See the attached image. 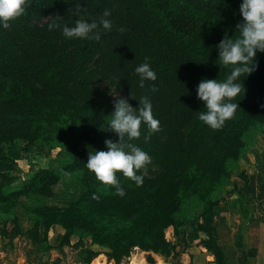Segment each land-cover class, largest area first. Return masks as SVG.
Returning a JSON list of instances; mask_svg holds the SVG:
<instances>
[{
  "label": "trees",
  "instance_id": "16d2710c",
  "mask_svg": "<svg viewBox=\"0 0 264 264\" xmlns=\"http://www.w3.org/2000/svg\"><path fill=\"white\" fill-rule=\"evenodd\" d=\"M241 2L30 0L9 28L0 27V154L5 152L1 147L5 141L32 142L41 137L42 127L34 117L46 112L54 115L53 119L62 114L80 119L82 135L94 138L98 150H107L105 140L119 139L115 132L102 127L114 111L116 97L102 91L97 80L111 78L127 91L128 102L134 108L142 96L150 95L154 117L159 120L158 131L150 132L142 124L141 136L130 141L161 162L162 170L157 176L146 175L143 168L139 173L143 183L138 186L130 180L131 188L124 183L128 177L117 173L125 195L119 198L90 191L86 209L38 208L37 218L26 231L33 242L41 241L42 228L46 240L50 229L60 225L65 229L63 243L69 244L77 231L84 230L93 236V244L108 249L106 255L116 263L129 257L135 247L164 253L177 250L167 229L176 225L183 180L186 186L203 194L224 183L230 178L228 162H237L243 154L247 132L264 124V52L259 51L251 62L255 63L253 70L241 75L244 89L235 98L239 107L234 116L217 129L198 119V112L203 110V102L196 96L198 83L204 78L223 80L231 69L219 61L216 45L225 33L233 38L238 35ZM79 5L84 8L80 18L89 21L99 20L105 9L111 12L113 28L103 33L100 41L66 39L60 28L48 29L53 17L60 25H74ZM120 27L125 31H119ZM146 58L157 79L146 81L140 88L134 68ZM152 84L158 89L154 93L150 91ZM145 136L149 139L145 140ZM64 147L67 158L62 171L91 172L85 167L89 150L70 139L64 140ZM41 152L51 154L45 149ZM0 161L17 165L9 154L0 155ZM191 168L196 173L189 176ZM13 177L10 171H0V187ZM61 177V171L52 166L40 168L27 187L51 195ZM7 200L0 190V202ZM148 201L150 208L128 226H116L108 218L113 212L132 216L139 211L136 206L143 207ZM215 214L211 209L210 216L205 215L204 221L190 230L205 232L202 244L215 256L216 264H226ZM18 222L14 217V237L23 232ZM183 241L188 244L186 233ZM186 245L181 252L186 251ZM88 253L91 260L99 251L89 249ZM148 260L155 262L152 255Z\"/></svg>",
  "mask_w": 264,
  "mask_h": 264
},
{
  "label": "rangeland",
  "instance_id": "374dc122",
  "mask_svg": "<svg viewBox=\"0 0 264 264\" xmlns=\"http://www.w3.org/2000/svg\"><path fill=\"white\" fill-rule=\"evenodd\" d=\"M97 85L102 91L112 96L117 93L129 101L127 91L114 84L111 78L97 80ZM110 114L104 120L103 128L111 118ZM53 117L54 115H50L49 112H46L43 116L35 115L34 121H38L43 132L42 136L35 138L34 141H29V143L28 141L16 139L5 141L1 145L5 151L2 155H7L8 152L15 153L16 161L18 159L19 162L17 163L16 173H13L14 177L11 180H6L4 185L0 187L1 192L8 196L7 201L0 202V264H184L182 261L184 252H181V250L185 248L186 244L183 241V236L187 230L202 223L205 215L209 217L211 209L216 213L213 219L218 228L221 243L227 242V245H233V237L238 234L234 228H242L243 225L242 230L245 233L247 229L250 231L247 227V221L243 220L239 224V220L234 215L235 196H243L242 193H239L240 186L235 182L241 168L238 167L235 161H229L230 178L207 194H203L202 191L197 192L191 186H186L183 180L182 204L175 215L176 225L167 229V236L173 245H177V250L174 248L170 252L164 253L146 251L140 247H135L129 257L121 263H116L115 260L106 255L108 249L100 244H93V236L84 230L77 231L72 236L69 244L63 243L65 229L60 225H55L50 229L46 240L42 228L41 241L33 242L26 231L33 225V218H37L36 210L38 208L76 206L86 209L89 206L90 191L121 198L116 193L115 188H111L96 177H92L94 174L91 172L61 170L63 160L67 158L64 152L66 149L64 140L77 141L81 148L87 149L89 152L98 149L94 147L96 143L94 138L82 135L80 119L75 120L70 114H62L58 119H53ZM43 149L50 151V156L46 155L45 152H41ZM9 155L13 156V154ZM50 166L61 171L62 174L61 180L52 187V194L43 195L34 189H29L27 186H29L30 178L40 168ZM161 170V162L151 159L150 163L144 168V173L154 177ZM194 173L196 172L191 168L187 175L192 176ZM124 183L133 188L129 178H125ZM25 189H27L26 192ZM211 202H216L213 208L210 206ZM150 203L148 201L143 207L136 206L139 211L132 216L113 212L108 218L116 226H128L150 208ZM14 217H18V225L21 226L23 231L16 237L12 236V230L15 228ZM217 224L219 225L217 226ZM252 233L253 235H251ZM252 233L250 235L254 238L255 230ZM245 243L249 247L245 250L237 247L238 257L240 252L243 253L247 250V254H251L250 264H264V244H260L255 239L252 242L247 240ZM222 245L224 246V244ZM251 247L254 250L257 249L254 254L250 249ZM89 249L99 251V254L90 260ZM227 251L229 254L231 253V250L227 249ZM149 255L154 257L155 262L148 260ZM235 256L236 254L233 251L230 254L231 261L234 260L235 262V259H233ZM238 260L235 264H239Z\"/></svg>",
  "mask_w": 264,
  "mask_h": 264
},
{
  "label": "clouds",
  "instance_id": "9594fccd",
  "mask_svg": "<svg viewBox=\"0 0 264 264\" xmlns=\"http://www.w3.org/2000/svg\"><path fill=\"white\" fill-rule=\"evenodd\" d=\"M30 0H0V27L9 28L10 22L21 16L25 11V5ZM82 7H77L75 14L78 19L75 24L60 25L56 17L48 24V29L60 28L66 39H87L100 41L103 33L113 28V22L109 17L111 12L105 9L99 20H87L80 18ZM242 20L236 25L238 35L233 38L225 33L224 38L216 45L218 59L224 66H231L223 80L217 78H204L196 88L197 99L203 102V110L198 112V119L206 126L217 129L226 120L232 118L239 107L235 98L241 94L243 81L241 75L250 73L255 63L256 53L264 52V0H242L239 6ZM58 17V16H57ZM119 31L125 29L120 27ZM139 77L140 88L145 87L146 81H155L157 74L150 63H140L134 68ZM158 89L155 84L150 86L151 92ZM113 94V92H112ZM114 103V111L106 123V130L113 131L118 136V141L105 140L107 150H96L88 153L85 167L93 172L96 178L103 184L115 187L116 193L125 195V189L120 186L117 173H122L134 181L138 186L143 183L140 170L151 161L150 155L139 146L130 143L141 136V125H145L150 132L159 130V120L154 117L153 103L150 95L142 96L138 101V107H133L128 99L117 93ZM134 98V97H133ZM149 139L145 136V140ZM95 196V194H94Z\"/></svg>",
  "mask_w": 264,
  "mask_h": 264
},
{
  "label": "crops",
  "instance_id": "0c3cea01",
  "mask_svg": "<svg viewBox=\"0 0 264 264\" xmlns=\"http://www.w3.org/2000/svg\"><path fill=\"white\" fill-rule=\"evenodd\" d=\"M246 146L243 154L236 162L238 167L241 168V172L236 176L235 182L238 184L239 193L236 198V207L234 208V215L236 219L241 221H247V227L250 231H243L242 228H234L237 230L236 237H233V245L224 244V250L226 253V264H235L238 260L239 264H250L251 254L240 252L238 257V249H248V245L245 243L247 240H256L260 244H264V124H259L256 127L250 129L246 134ZM4 154L2 152L0 155ZM13 154L14 158L15 153ZM16 159V158H15ZM19 162L18 159L16 161ZM0 171H10L16 173L17 165L8 161H0ZM245 175V177H243ZM242 186V187H241ZM242 190V191H241ZM246 197V198H245ZM219 224H217L218 226ZM254 233V238L251 237ZM252 233V234H251ZM251 234V235H250ZM16 237V236H15ZM188 244L186 251L183 253L182 261L184 264H216L215 256L202 244V239L207 237V234L203 231L188 230L186 232ZM247 239H246V238ZM256 237V238H255ZM225 240V239H223ZM222 241V240H221ZM234 251L236 256L231 261L230 254ZM253 254L257 249L250 248ZM240 251V250H239ZM257 253V252H256Z\"/></svg>",
  "mask_w": 264,
  "mask_h": 264
}]
</instances>
